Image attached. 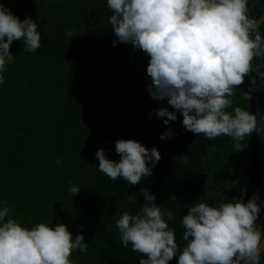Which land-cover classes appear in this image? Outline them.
Segmentation results:
<instances>
[{
    "label": "trees",
    "instance_id": "trees-1",
    "mask_svg": "<svg viewBox=\"0 0 264 264\" xmlns=\"http://www.w3.org/2000/svg\"><path fill=\"white\" fill-rule=\"evenodd\" d=\"M0 3L21 19H37L41 32V46L32 53L21 40L12 43L13 59L0 85V207L7 206L10 217L26 227L64 223L73 234L82 233L87 251L73 252L72 264H138L143 254L121 246L115 221L125 211L140 210L141 188L155 194L161 210L173 212L167 223L179 247L185 244L181 219L189 204L244 198L252 133L240 149L229 137L207 139L186 131L179 113L168 125L151 115L160 107L173 109L148 93L147 54L128 43L113 45L106 0ZM258 30L264 37V23ZM254 66L264 72V57ZM252 79L262 105L260 83L255 75ZM242 97L253 113L249 95L239 92ZM169 128L171 138L161 139ZM120 138L161 154L139 184L112 180L96 166L98 149L119 159L115 141ZM72 184L80 186L75 196L68 191ZM132 193L136 197L130 198Z\"/></svg>",
    "mask_w": 264,
    "mask_h": 264
},
{
    "label": "clouds",
    "instance_id": "clouds-1",
    "mask_svg": "<svg viewBox=\"0 0 264 264\" xmlns=\"http://www.w3.org/2000/svg\"><path fill=\"white\" fill-rule=\"evenodd\" d=\"M250 0H106L111 10L109 24L117 43H128L148 56L147 90L160 107L151 115L163 123L182 116V126L207 139L229 137L237 148L246 137L259 133L257 113L233 106L238 86L253 70L254 58L264 56V37L259 29L264 17L249 15ZM71 36V30L65 32ZM21 40L25 51L41 46L37 19H21L0 3V85L13 59L10 46ZM264 78V72L258 73ZM230 109V110H229ZM169 128L161 139L171 138ZM118 160L106 158L98 149V170L112 180L121 178L139 184L149 177L160 160L156 147L149 149L135 139H117ZM183 157H178L182 163ZM56 163H62L57 160ZM73 196L80 186L68 188ZM142 207L135 214L125 211L115 221L121 246L143 254L138 264H261L264 253V225H258L264 200L253 194L241 198H220L211 205L193 202L182 216L183 247L167 221L174 218L161 210L155 194L141 188ZM136 197L135 193L129 194ZM176 199L175 197L169 200ZM0 207V264H72L77 249L87 251L82 233L73 234L64 223H37L26 227ZM167 218V219H166Z\"/></svg>",
    "mask_w": 264,
    "mask_h": 264
},
{
    "label": "water",
    "instance_id": "water-1",
    "mask_svg": "<svg viewBox=\"0 0 264 264\" xmlns=\"http://www.w3.org/2000/svg\"><path fill=\"white\" fill-rule=\"evenodd\" d=\"M261 17H264V14ZM261 24H263V22L260 23V25ZM258 73H257V75H258ZM258 79H259V83H260L261 89H262L263 94H264V78H260L258 75ZM246 80H247V92H248L247 94L250 97V101H251V105H252L253 109L255 110V112H257V109L259 107V103L253 94V86H254L253 81L249 77H247ZM262 112H263V116H264V108H263ZM252 138H253L252 141L254 142V151H253L254 154H253V156H254L255 160H254V166L250 170V179H249L248 185L246 187L243 200L246 202L253 194H257V195L259 194L258 200H257V203H259L260 200L264 199V160H263L261 152L259 150L261 145L258 144V141L256 142L255 136L253 135V132H252ZM259 224L264 225V209L261 212V215L259 218ZM262 254L263 253H261V255Z\"/></svg>",
    "mask_w": 264,
    "mask_h": 264
},
{
    "label": "flooded vegetation",
    "instance_id": "flooded-vegetation-1",
    "mask_svg": "<svg viewBox=\"0 0 264 264\" xmlns=\"http://www.w3.org/2000/svg\"><path fill=\"white\" fill-rule=\"evenodd\" d=\"M263 9H264V0H250V3H249V15L251 17L260 18L264 14V11H262ZM261 11L263 13H260ZM263 57L264 56H261L259 58H254L253 59V61L251 62L252 65H253V70H252V72L250 71L247 74V76L245 77V79L247 77H249L253 81L252 78H253L254 75L258 79L257 73L259 71L254 66V64L257 63V62L260 63L262 61ZM258 81H259V79H258ZM253 84H254V82H253ZM254 87H255V85L253 86V91L255 89ZM239 92H242L244 95H247L246 94V92H247V84H246V81H244V83L242 85H240V86L237 87V89L235 91V94L232 97V101H234V103H235L236 106H239L242 109L250 110L249 100L248 99H247L248 101L247 100H244L243 98H245V97L239 98ZM247 103H248V105H246ZM263 108H264V103L262 105H260V103H259V107L257 109V112H255V110L253 109V113H257V121H258L259 133L257 131H255V130L253 132H254V136H255L256 142L258 141V144L261 145V147L259 148V150H260L261 155H262V158L264 160V116H263V112H262ZM249 136L251 138V133L249 134ZM252 140H253V138H252ZM253 146H254V142L252 143V147ZM253 151L254 150L251 148V159L253 158V160L251 161L252 162V167L250 168V170L253 168V166H254V160H255L254 159V156H253V154H254ZM258 196H259V194H258Z\"/></svg>",
    "mask_w": 264,
    "mask_h": 264
}]
</instances>
